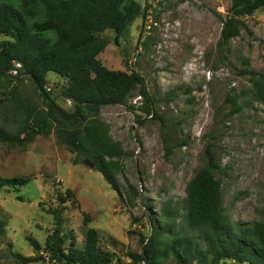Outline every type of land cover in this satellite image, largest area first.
Listing matches in <instances>:
<instances>
[{
    "label": "rangeland",
    "instance_id": "obj_1",
    "mask_svg": "<svg viewBox=\"0 0 264 264\" xmlns=\"http://www.w3.org/2000/svg\"><path fill=\"white\" fill-rule=\"evenodd\" d=\"M136 1L144 13L117 42L111 29L98 34L105 45L97 58L109 69L138 72L153 103L146 106L149 102L135 89L126 103L103 105L94 116L106 124L110 140L125 151L113 158L118 162L120 195L84 162L86 156L58 140L54 124L22 145L0 140V178L28 179L0 187V219L5 221L0 264H16L13 252L37 254L30 236L45 256L31 264H60L49 259L46 248L55 227L48 209L57 206L62 207L64 247L83 248L87 228H96L99 246L111 253L110 264H118V259L133 262L129 252L141 253V236L151 234L148 215L163 225L160 214L165 207L172 211L173 219L167 223H172L174 232L195 236L186 219V185L207 166V145L220 166L212 172L220 181L222 205L230 220L251 224L264 213L263 105L253 97L249 75L240 72L251 68L264 75V6L240 17L245 27L219 48L222 19L231 0ZM6 39L0 35V41ZM19 79V100L7 98L11 86L0 91V126L15 134L20 118L42 107L30 79L25 75ZM67 85L65 76L46 73L47 90L62 108L71 110ZM67 190L71 193L59 203L58 194ZM176 240L175 234L158 238L156 250L163 264H195L178 262L175 252H182V242Z\"/></svg>",
    "mask_w": 264,
    "mask_h": 264
},
{
    "label": "trees",
    "instance_id": "obj_2",
    "mask_svg": "<svg viewBox=\"0 0 264 264\" xmlns=\"http://www.w3.org/2000/svg\"><path fill=\"white\" fill-rule=\"evenodd\" d=\"M262 6L264 0H231L222 19L218 47L223 48L245 27L240 17L251 15ZM141 13L143 8L136 0H0V35L8 37L0 41V91L11 86L6 92L7 98L19 100L16 91L19 76L25 75L33 83L42 104L41 108L28 111L20 118L16 134L0 126V140L22 145L37 134L47 133L54 124L58 140L94 162L95 169L120 195L115 176L118 162L113 158L125 151L110 140L106 124L94 116L103 105L126 103L135 89L149 102L146 106L153 103L138 72L109 69L97 58L105 45L98 34L111 29L117 42ZM48 71L67 78L65 94L72 100L71 110L62 108L45 87ZM240 72L249 75L253 97L263 105L264 112V75L251 68ZM227 100L235 110L240 109L232 96L227 95ZM146 106L144 109L149 112ZM150 111L157 116L152 107ZM182 142L187 143V139ZM205 158L207 166L199 168L186 185V219L196 235L189 237L174 232L172 223H167L173 219L172 211L165 207L160 216L167 227L163 229L161 220L158 222L156 216L148 215L151 234L148 238L141 236L144 243L141 253L129 252L133 260L130 264H163L162 254L156 250L161 234H175L176 242H182L179 243L182 252H175L181 263L193 260L195 264H218L221 260H232L241 264H264V213L251 224L230 220L222 205L220 181L212 172L220 166L208 145ZM27 181L22 177L0 178V187ZM70 193L67 190L65 195L58 194L59 203ZM131 194L136 195V191L131 190ZM48 211L55 223L46 243L50 260L60 264L111 263V253L101 249L98 232L93 227L86 230L83 248L73 244L65 248L62 207ZM4 225L5 221L0 219V239ZM27 239L37 254L24 256L13 252L16 264L44 261L40 243L31 236ZM118 262L123 264L120 259Z\"/></svg>",
    "mask_w": 264,
    "mask_h": 264
},
{
    "label": "water",
    "instance_id": "obj_3",
    "mask_svg": "<svg viewBox=\"0 0 264 264\" xmlns=\"http://www.w3.org/2000/svg\"><path fill=\"white\" fill-rule=\"evenodd\" d=\"M84 162H85L88 166H90L91 168H94V166H95L94 162H92V161H90V160H88V159H85Z\"/></svg>",
    "mask_w": 264,
    "mask_h": 264
},
{
    "label": "clouds",
    "instance_id": "obj_4",
    "mask_svg": "<svg viewBox=\"0 0 264 264\" xmlns=\"http://www.w3.org/2000/svg\"><path fill=\"white\" fill-rule=\"evenodd\" d=\"M18 65V64H17Z\"/></svg>",
    "mask_w": 264,
    "mask_h": 264
}]
</instances>
